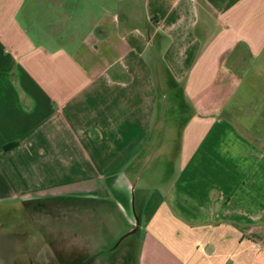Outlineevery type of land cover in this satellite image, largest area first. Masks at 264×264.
Wrapping results in <instances>:
<instances>
[{"label":"crops","instance_id":"crops-1","mask_svg":"<svg viewBox=\"0 0 264 264\" xmlns=\"http://www.w3.org/2000/svg\"><path fill=\"white\" fill-rule=\"evenodd\" d=\"M20 207L74 262L264 264V0H0Z\"/></svg>","mask_w":264,"mask_h":264},{"label":"rangeland","instance_id":"rangeland-1","mask_svg":"<svg viewBox=\"0 0 264 264\" xmlns=\"http://www.w3.org/2000/svg\"><path fill=\"white\" fill-rule=\"evenodd\" d=\"M66 211L65 205L59 206L60 216H65ZM36 221L28 209L22 207L0 210V264H86L85 260L74 262V259L89 254L69 252L65 237L37 235ZM59 224L65 226L64 220ZM99 249L110 248L104 244ZM99 255L91 264H97L105 253Z\"/></svg>","mask_w":264,"mask_h":264},{"label":"water","instance_id":"water-1","mask_svg":"<svg viewBox=\"0 0 264 264\" xmlns=\"http://www.w3.org/2000/svg\"><path fill=\"white\" fill-rule=\"evenodd\" d=\"M130 233H132V232H130ZM130 233L126 234L125 236L129 235ZM125 236H123V237L119 240V242H120ZM119 242H118V243H119Z\"/></svg>","mask_w":264,"mask_h":264}]
</instances>
